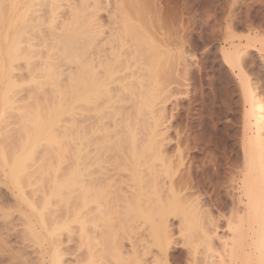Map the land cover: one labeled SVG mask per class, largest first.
I'll list each match as a JSON object with an SVG mask.
<instances>
[{
    "label": "bare ground",
    "instance_id": "6f19581e",
    "mask_svg": "<svg viewBox=\"0 0 264 264\" xmlns=\"http://www.w3.org/2000/svg\"><path fill=\"white\" fill-rule=\"evenodd\" d=\"M103 1L114 4L105 18ZM124 5L0 0V181L19 238L34 241L37 264H106L110 253L117 264H264V91L248 69L259 31L247 25L223 52L238 70L242 136L230 162L215 161L224 196L205 201L194 148L169 133L188 55Z\"/></svg>",
    "mask_w": 264,
    "mask_h": 264
},
{
    "label": "rangeland",
    "instance_id": "374dc122",
    "mask_svg": "<svg viewBox=\"0 0 264 264\" xmlns=\"http://www.w3.org/2000/svg\"><path fill=\"white\" fill-rule=\"evenodd\" d=\"M124 3L125 10L128 9L130 11L128 13H131L135 20L139 19L138 11L147 13L148 16H143L149 19L148 23L151 22L147 30L158 38L162 37L165 44L171 46L169 48L173 51L174 57H179L181 51L186 52H184L185 56L188 55L186 57L189 62L186 65L188 64L191 70L189 87H177L175 84L176 94L166 105L168 110L170 109L168 112L174 115L173 120L171 118L172 122L170 121L171 124L174 123L173 128L169 133L174 137L173 133L178 129L184 143L187 142L194 148L192 153L196 152L195 161L197 160L195 168L197 166L200 171L199 178L207 184V189L202 191L204 196L201 197L208 201L216 198L219 193V196H224L223 187L220 192L214 191L218 177L217 167L214 165L216 162L219 164L230 162L235 150L240 149L239 140L242 136V116L245 107H243L241 84L237 77L238 70H232L225 64L223 52L237 41L234 37L249 33L247 25H250L254 31H259L257 33L261 35V39L255 44V49L250 51L252 63L248 69H250V79L259 81L260 83L254 82L259 83L258 86L264 91V51H262L264 42L261 43L264 41V0H124ZM106 4L105 1L101 4L103 10L100 14L103 18L107 15L106 9L114 8L113 3L107 6L108 8ZM152 9L157 12L156 17ZM133 12H136L135 17ZM118 14L121 15V12ZM237 16L241 18V28L237 27ZM231 22L234 31L231 30ZM243 41L246 42V39ZM181 65L179 68L185 63L181 62ZM181 83L183 84L184 81ZM262 96L264 97V94ZM172 144L171 149L176 145L175 142ZM1 178L0 201L3 200L0 202V264H35L37 259V253H33L35 243L33 240L25 243L24 239L19 238L22 236L20 229L25 225L20 222V213L15 207L12 189L4 183L5 178L2 173ZM5 217L7 219H4ZM11 220L12 223L8 224ZM14 225L19 228L15 227L14 230ZM22 250H25V254ZM108 255L104 260L107 261L106 264H117L111 253ZM66 258L73 259V256L68 255Z\"/></svg>",
    "mask_w": 264,
    "mask_h": 264
}]
</instances>
